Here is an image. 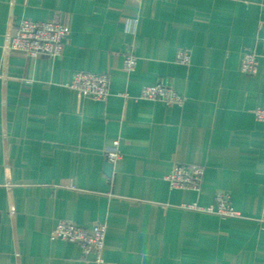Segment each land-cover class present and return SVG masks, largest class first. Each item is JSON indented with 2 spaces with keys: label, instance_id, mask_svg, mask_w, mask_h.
I'll return each mask as SVG.
<instances>
[{
  "label": "crops",
  "instance_id": "obj_1",
  "mask_svg": "<svg viewBox=\"0 0 264 264\" xmlns=\"http://www.w3.org/2000/svg\"><path fill=\"white\" fill-rule=\"evenodd\" d=\"M21 18L66 22L62 55L11 50ZM263 38L264 0H0V264H264V56L241 69ZM80 70L109 96L69 87ZM160 80L184 100L141 97ZM177 164L204 168L199 190L170 185ZM218 191L239 215L190 207ZM64 219L106 224L102 262L51 237Z\"/></svg>",
  "mask_w": 264,
  "mask_h": 264
},
{
  "label": "built area",
  "instance_id": "obj_2",
  "mask_svg": "<svg viewBox=\"0 0 264 264\" xmlns=\"http://www.w3.org/2000/svg\"><path fill=\"white\" fill-rule=\"evenodd\" d=\"M135 20H128L127 27L133 30ZM69 27L62 19H33L21 18L17 21L12 34L11 50L21 52L29 59L43 56L56 58L62 55L68 39ZM264 56V38L261 40V49H249L243 52L241 69L245 74L254 75L258 71L259 58ZM177 59L183 64L191 60L190 52L179 50ZM137 57L133 52L125 54L124 67L127 71L135 69ZM69 87L83 96L97 100L106 99L111 90V77L106 72L78 71L68 84ZM141 97L151 100H161L165 103H180L184 97L165 80L145 85L141 90ZM258 120L264 121V106L254 110ZM117 145V143H116ZM121 157L117 146L107 151L110 162H116ZM204 168L198 164H177L173 171L167 176L170 185L174 188L199 190L202 186ZM192 208L207 212L217 213L223 217L237 216L239 212L231 203L230 194L226 191H218L215 202L209 206L197 203L190 205ZM264 220V213L262 216ZM107 226L105 223L97 222L90 227L77 225L70 220H60L52 230V238H60L77 243L85 254L93 253L97 262H102V252L106 241Z\"/></svg>",
  "mask_w": 264,
  "mask_h": 264
}]
</instances>
